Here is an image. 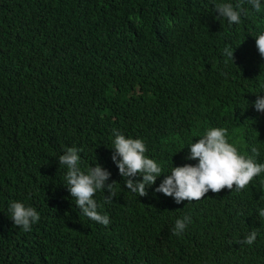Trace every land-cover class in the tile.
<instances>
[{"label": "trees", "instance_id": "trees-1", "mask_svg": "<svg viewBox=\"0 0 264 264\" xmlns=\"http://www.w3.org/2000/svg\"><path fill=\"white\" fill-rule=\"evenodd\" d=\"M229 2L0 0V264H264V173L180 204L155 192L172 167L198 164L189 146L210 128L264 163V0L260 12L245 0L239 24L215 11ZM116 131L163 169L146 196L112 160ZM69 147L81 170L98 163L116 182L114 197H93L107 226L70 195L58 161ZM14 201L40 214L30 231L11 219Z\"/></svg>", "mask_w": 264, "mask_h": 264}, {"label": "clouds", "instance_id": "clouds-1", "mask_svg": "<svg viewBox=\"0 0 264 264\" xmlns=\"http://www.w3.org/2000/svg\"><path fill=\"white\" fill-rule=\"evenodd\" d=\"M246 2L256 12H260V0ZM244 3L245 0H239L235 5L230 2L217 3L214 7L220 17L227 18L229 24H239L242 14L247 15ZM255 38L258 52L264 57V33ZM233 52L232 49L225 48L224 55L234 61ZM254 108L257 112H264V97L257 96ZM113 145L115 152L112 160L116 163L119 173L126 178L125 187L141 197L146 196L147 187L163 175L161 165L145 155L147 147L140 138H126L124 134L116 131ZM189 148L190 155L187 159L198 160V164L172 167L170 174L163 175L165 178L155 189L157 193L173 197L177 204L182 201L200 200L210 190L213 193H219L225 188L232 190L233 187L243 190L255 177L264 173V163H257L254 157L241 154L238 147L229 142L226 128L208 129L195 143H191ZM79 151L76 147H69L58 158L59 164L67 168L66 186L84 215L107 226L110 223L109 217L98 212V205L93 197L97 190H107L111 194L109 197H114L112 188L116 182L106 183L111 173L98 163L87 172L81 170ZM252 152L258 154L256 148H252ZM136 176H142V180L131 179ZM10 211L14 224L24 231H30L31 226L40 219V214L35 208L26 206L21 201L12 202ZM258 214L264 217V209H260ZM186 222H190V217L176 220L173 234L180 235L186 227ZM257 235L256 231H252L243 243L253 245Z\"/></svg>", "mask_w": 264, "mask_h": 264}]
</instances>
